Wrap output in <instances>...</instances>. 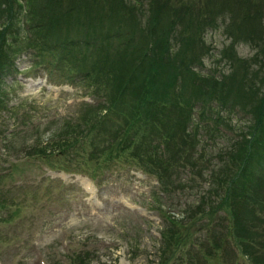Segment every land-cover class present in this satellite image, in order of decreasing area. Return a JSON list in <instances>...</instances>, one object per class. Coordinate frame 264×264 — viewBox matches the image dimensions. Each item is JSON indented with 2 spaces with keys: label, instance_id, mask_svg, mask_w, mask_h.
<instances>
[{
  "label": "trees",
  "instance_id": "16d2710c",
  "mask_svg": "<svg viewBox=\"0 0 264 264\" xmlns=\"http://www.w3.org/2000/svg\"><path fill=\"white\" fill-rule=\"evenodd\" d=\"M213 31L227 40L210 67ZM27 47L51 55L98 98L28 156L55 164L59 154L94 147L86 158L136 165L163 198L189 187L181 174L192 188L210 181L194 202L178 203L181 219L153 206L166 222L160 264L186 245L185 227L221 207L232 215L228 228L207 227L211 237L188 263L233 264L236 256L244 261L236 264H264V0H0V72L13 71ZM69 258L92 262L89 252Z\"/></svg>",
  "mask_w": 264,
  "mask_h": 264
},
{
  "label": "rangeland",
  "instance_id": "374dc122",
  "mask_svg": "<svg viewBox=\"0 0 264 264\" xmlns=\"http://www.w3.org/2000/svg\"><path fill=\"white\" fill-rule=\"evenodd\" d=\"M206 40L216 52L206 58L211 67L221 60L227 39L213 31ZM240 49L243 56L252 54ZM51 58L27 47L13 58V71L0 72V264H72L70 256L88 252L91 264H160L166 222L153 206L162 202L163 210L181 219L182 205L207 193L210 181L192 188L181 174L178 183L189 187L163 198L156 178L136 165L106 166L86 158L94 147L59 154L55 164L28 156L33 146L48 144L67 125L79 123L98 100ZM212 204L217 208L220 200ZM214 216L184 228L186 245L168 264L192 262L198 246L211 237L207 227L214 225L217 233L228 228L231 213L221 207ZM235 262L244 261L235 256Z\"/></svg>",
  "mask_w": 264,
  "mask_h": 264
},
{
  "label": "bare ground",
  "instance_id": "6f19581e",
  "mask_svg": "<svg viewBox=\"0 0 264 264\" xmlns=\"http://www.w3.org/2000/svg\"><path fill=\"white\" fill-rule=\"evenodd\" d=\"M90 189V188H89Z\"/></svg>",
  "mask_w": 264,
  "mask_h": 264
}]
</instances>
